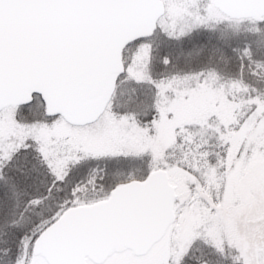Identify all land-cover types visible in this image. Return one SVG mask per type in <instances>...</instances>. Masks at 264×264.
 <instances>
[{
    "label": "snow or ice",
    "instance_id": "1",
    "mask_svg": "<svg viewBox=\"0 0 264 264\" xmlns=\"http://www.w3.org/2000/svg\"><path fill=\"white\" fill-rule=\"evenodd\" d=\"M0 264H264V0H0Z\"/></svg>",
    "mask_w": 264,
    "mask_h": 264
}]
</instances>
